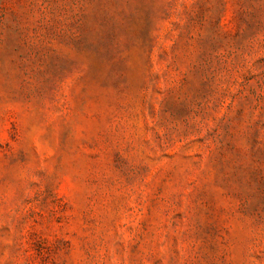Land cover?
<instances>
[{
    "label": "rangeland",
    "instance_id": "374dc122",
    "mask_svg": "<svg viewBox=\"0 0 264 264\" xmlns=\"http://www.w3.org/2000/svg\"><path fill=\"white\" fill-rule=\"evenodd\" d=\"M0 264H264V0H0Z\"/></svg>",
    "mask_w": 264,
    "mask_h": 264
}]
</instances>
